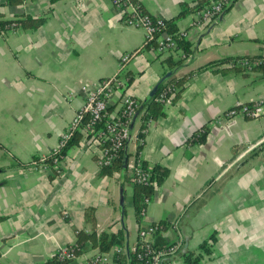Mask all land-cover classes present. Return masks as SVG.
Returning <instances> with one entry per match:
<instances>
[{
  "label": "crops",
  "instance_id": "crops-1",
  "mask_svg": "<svg viewBox=\"0 0 264 264\" xmlns=\"http://www.w3.org/2000/svg\"><path fill=\"white\" fill-rule=\"evenodd\" d=\"M133 1L142 13L174 20L177 32H188L191 51L176 69L166 67L168 56L147 46L144 31L126 25L110 0H0V20H41L36 28L0 35V264H44L91 232L123 230L122 249L134 251L141 231L129 164L136 158L168 170L149 198L142 226L179 222V230L169 227L146 238L167 244L192 234L190 262L180 257L162 264H264V144L228 167L264 135V114L224 116L237 105L264 99V74L198 70L224 59L264 58V0H236L215 21L196 28L193 13L178 16L197 0ZM124 54L130 58L121 73L122 92L139 107L146 108L154 89L171 77L190 74L184 90L163 104V115L144 124V134L141 114L136 118L126 169L104 171L99 146L83 137L66 151L57 172L29 165L58 148L84 102L81 86L114 76ZM122 92L110 98V114ZM202 128L208 133L196 142ZM96 252L87 241L67 264H86Z\"/></svg>",
  "mask_w": 264,
  "mask_h": 264
},
{
  "label": "built area",
  "instance_id": "built-area-1",
  "mask_svg": "<svg viewBox=\"0 0 264 264\" xmlns=\"http://www.w3.org/2000/svg\"><path fill=\"white\" fill-rule=\"evenodd\" d=\"M7 1V0H4ZM26 2L28 0H20ZM112 5L120 12L121 17L126 25L133 28H138L144 31L146 43L154 41V51L158 56H178L185 59L186 55L178 49L177 42L168 32L165 31L166 22L161 18H155L140 11V6L133 0H110ZM235 0H210L207 5L193 12L192 27H202L212 21H215L225 10L226 7L232 5ZM6 30V31H5ZM21 30L20 24L16 20L0 28V35L5 32L17 33ZM182 39L188 37L187 31L177 32ZM130 55L124 54L119 60V71L112 77L96 82L93 85L84 84L81 86V91L84 94V102L78 111L73 115L66 129L61 133L58 148L51 154H59L67 143L72 139V134L78 130L82 133L84 139H92L99 148L100 156L98 164L100 168L111 167L119 158L124 150L126 140L130 135V126L135 116L139 103L131 95L122 92L126 85L125 79L121 76L123 66L128 62ZM237 64L246 72L253 71V68L259 65H264V58L256 60L242 59ZM116 91H121V96L117 104V110L114 114L108 112L109 100ZM174 89L168 87L165 93H162L157 98L159 103L165 104L169 100ZM167 94H169L167 96ZM264 114V99L256 100L250 104L237 105L228 110L224 116L226 119H234L242 117L245 119H254ZM220 124V123H219ZM146 132L141 130V134ZM138 142H143V136L138 138ZM264 144V135L260 139L247 145L242 153L230 163L228 167L236 165L246 155L253 152ZM54 163L60 164L58 157H54ZM41 169L47 170V166L39 165ZM33 168H37L34 165ZM134 181L138 184L146 185L149 179V174L144 172L140 165V160H136L129 164ZM144 203L148 205L149 199L146 198ZM173 223V224H172ZM172 227H176L172 222ZM171 227V225H170ZM156 227L150 226L145 231L140 233L141 250L136 253V259L141 264H161L162 259L174 256L181 248V238L170 243L164 249L156 250L152 248V241L146 236L152 235ZM175 229V228H174ZM65 246L60 248L56 255L59 261H73L75 256L74 246ZM124 252L120 247L111 250V252H96L88 260L86 264H111L113 255Z\"/></svg>",
  "mask_w": 264,
  "mask_h": 264
},
{
  "label": "trees",
  "instance_id": "trees-1",
  "mask_svg": "<svg viewBox=\"0 0 264 264\" xmlns=\"http://www.w3.org/2000/svg\"><path fill=\"white\" fill-rule=\"evenodd\" d=\"M236 1V0H235ZM234 1V2H235ZM20 0H7L5 3L7 4H14V3H20ZM209 3V0H197L196 3L193 6H183L184 9L180 12L178 18H181L185 16L186 14L193 13L194 11L204 7ZM231 6V5H230ZM230 6L226 7L225 9L229 8ZM140 11L142 12V9L140 7ZM21 28H28V27H33L36 28L37 26L40 25L41 20L40 19H33L30 17H22L21 19L16 20ZM173 21H169L166 23L165 31L168 32L170 35L173 36L175 41L177 42L178 49L183 51L186 55L191 51L190 45L182 39L178 33L177 30L173 24ZM10 21H4L0 20V28L8 25ZM6 31V30H5ZM147 46L154 47V41H149L146 43ZM242 59H247V60H256V59H262V58H254V57H241V58H233V59H224L216 62L209 63L205 66H202L198 70H203L206 68H214L218 70H227V69H235V70H243L237 62ZM184 59L179 58V59H173L172 56H168L164 59V63L168 69L171 71L179 67ZM253 70H259L264 74V65H259L253 68ZM184 76L182 78H173L171 77L169 80L164 82L154 93L151 102L148 104V106L145 108L143 113H141L140 117V122L143 123L141 125V129H144V124L149 121V120H154L158 118L159 116L163 115V104L159 103L157 101V98L159 97L160 94L165 93L166 89L168 87H172L174 91L172 92L171 96L172 99L177 97L185 88L187 84V79L188 76ZM169 94H167L168 96ZM208 133V130L206 128H202L199 132L194 134V139L196 142H202L204 138L206 137ZM83 135L80 131L76 130L72 134V139L67 143V145L61 149L59 154H51L46 158H37L35 157L31 161V166L36 165H46L47 168L51 169L55 172H57L60 169V164L54 163L53 159L54 157H58L59 161H62V159L65 156L66 151L73 145L74 143L78 142L80 138H82ZM140 150V146L137 147V151ZM123 165V152L120 154L119 158L114 162V164L111 167H103L104 171L107 170L108 173H111L113 171L119 172L122 169ZM140 165L141 168L143 169L144 172L149 174V179L146 185H141L138 184L134 181V177L132 179V188H133V194H132V203H133V208H134V215L136 218V221L139 224V231H145L147 228H144L141 224L142 216L146 210L147 205L144 203V200L146 198H150L157 186H159L162 181L168 176V170L160 167L158 165L154 166H148L146 163L140 160ZM92 211H88L86 214V220L88 221L89 218L91 217ZM2 218H0V221ZM151 226H155V232L153 233V236H159L162 232H166L169 230L170 227V222H167L165 220L160 221L156 224H152ZM90 242L92 245V248L96 249L98 252H111V250L115 248H122L124 246V231H118L116 233H100L98 235L95 234V232L91 233H86L83 235L80 239L74 243V251H75V256L77 257L81 252H82V244L85 242ZM170 243H154L152 242V248L159 250V249H164L169 245ZM202 250H204L206 253L210 252L209 247L203 245L201 247ZM141 250L140 244L136 246V249L132 252H122L119 254H114L113 255V262L111 264H141L140 261L136 259V253ZM190 258H187V261H189ZM69 263L68 261H59L56 257L52 258L48 262L44 264H67ZM195 263V262H194ZM196 264V263H195Z\"/></svg>",
  "mask_w": 264,
  "mask_h": 264
},
{
  "label": "water",
  "instance_id": "water-1",
  "mask_svg": "<svg viewBox=\"0 0 264 264\" xmlns=\"http://www.w3.org/2000/svg\"><path fill=\"white\" fill-rule=\"evenodd\" d=\"M169 74H171V73H169ZM169 74L167 75V76H169ZM156 90H157V88L156 89H154V91H153V93H152V96L151 97H153V95H154V93L156 92ZM144 106L143 105H141L139 108H138V110H137V112H136V114H135V116L133 117V120H132V123H131V126H130V130L132 129V126H133V124H134V122H135V120H136V118H138V116L142 113V111L144 110ZM129 139H130V135H129V138L126 140V142H125V145H124V150H123V165H122V169L123 168H125L126 169V165H127V160H128V142H129ZM172 223V222H171ZM173 224V223H172ZM172 224H170L171 225V227H170V230L172 231V230H174V228L176 229V230H179V222L178 223H175V226L176 227H172ZM192 231V230H191ZM192 237V234L190 233L189 234V236L188 237H185L184 238V240L182 241L183 242V247L182 248H180L179 249V251L174 255V256H172V257H169V258H165V259H162V261H161V264L164 262V260H166V259H169V260H175V259H179L180 257H186V261H187V258H190V260H191V256L190 255H188V253L190 252V250H189V248H188V245H189V238H191ZM127 252V254H128V250L126 251ZM189 260V261H190Z\"/></svg>",
  "mask_w": 264,
  "mask_h": 264
}]
</instances>
